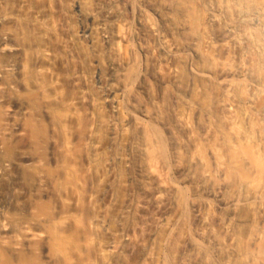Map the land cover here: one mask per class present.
Masks as SVG:
<instances>
[{
  "label": "bare ground",
  "instance_id": "bare-ground-1",
  "mask_svg": "<svg viewBox=\"0 0 264 264\" xmlns=\"http://www.w3.org/2000/svg\"><path fill=\"white\" fill-rule=\"evenodd\" d=\"M84 1L71 0V7L88 19ZM179 1L172 0L176 5ZM195 1L202 16L198 33L193 31L188 3L177 28L163 34L151 20L159 13L154 5L146 0L137 7L140 26L155 35L158 62L174 76L177 69L171 62L180 55L186 61L187 80L172 92L171 105L174 125L188 146L194 228L186 234L178 264H215V258L219 264H264V0ZM28 4L29 0H0V264H56L57 257L72 264L74 234L69 229L60 233L57 224L76 225L82 214L79 209L62 211L53 219L51 189L67 186L66 177L71 176L75 185L67 189L79 207L77 185L84 186L90 158L83 155L79 168L43 155L57 149L66 155L74 146L86 147V139L82 142L78 135L79 143L59 147L46 140L43 118L50 111L49 99L58 93L57 88L49 93L43 80L52 60V33L47 28L55 21L41 9L29 14ZM82 29L91 31L89 26ZM175 33L185 35L182 44L173 39ZM57 45L69 51L66 41ZM98 82L102 87L97 104L111 109L106 127L113 140L125 125L123 101L112 85L102 84L101 77ZM210 85L215 92H210ZM95 100L82 88L63 105L76 110L96 105ZM72 118L74 130L93 135L89 123L83 124L75 112ZM147 142L158 148L154 136ZM113 161L109 159L107 166ZM60 164L63 182L56 174ZM84 199L91 202L92 195ZM106 225L101 217L93 219V226ZM123 237L111 233L100 255L119 248ZM89 240L90 236L84 238ZM82 264L93 260L84 257Z\"/></svg>",
  "mask_w": 264,
  "mask_h": 264
},
{
  "label": "rangeland",
  "instance_id": "rangeland-1",
  "mask_svg": "<svg viewBox=\"0 0 264 264\" xmlns=\"http://www.w3.org/2000/svg\"><path fill=\"white\" fill-rule=\"evenodd\" d=\"M142 1L146 2L85 0L83 12L89 16L86 19L72 11L71 0H29V14L41 9L55 21L54 27L47 28L48 34L52 33L48 37L52 60L43 80L49 93L55 88L58 93L49 99L50 111L43 118L44 128L48 127L46 140L51 139L59 147L66 142L75 144L78 135L82 142L86 139V147L74 146L66 155L59 149L46 150L43 155L49 154L61 163H75L79 168L83 155L90 158L84 186L77 185L79 207L77 197L67 189L75 185L71 176L65 178L67 186L62 183L51 189L53 219L62 211L73 213L79 209L82 214L76 225L69 221L57 224L60 233L69 229L74 234L72 264H82L87 256L93 264H178L186 234L193 232L188 146L184 133L174 125L171 105L172 92L187 80L185 56L171 62L177 69L174 76L158 62L155 35L139 24L137 7ZM149 2L159 12L158 16L151 15V20L162 34L168 28H177L187 12V3L193 31L198 33L202 16L195 0H180V5L172 0ZM84 26L91 31L83 33ZM184 38L183 34L173 35L180 44ZM60 40L67 42L69 51L57 45ZM99 77L102 84L112 85L123 101L125 125L113 140L106 127L111 109L98 106L102 87ZM82 88L96 99V105H80L76 110L63 105ZM209 90L215 92L211 85ZM74 112L85 120L83 124L91 125V137L83 136L82 129L74 130ZM148 136H154L158 148L148 145ZM117 155L126 159L119 160ZM109 159H115L111 167L107 166ZM62 168L60 164L56 170L60 182L64 177ZM87 194L92 195L91 202L84 199ZM100 217L107 222L105 228L93 226V219ZM113 232L124 236L119 248L100 255ZM86 236H90L87 243ZM56 264L64 262L57 257ZM215 264H219L218 258Z\"/></svg>",
  "mask_w": 264,
  "mask_h": 264
}]
</instances>
